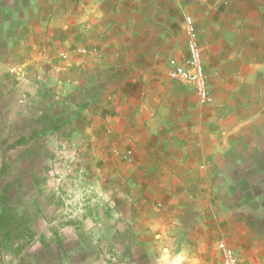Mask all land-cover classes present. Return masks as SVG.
<instances>
[{
  "label": "crops",
  "instance_id": "1",
  "mask_svg": "<svg viewBox=\"0 0 264 264\" xmlns=\"http://www.w3.org/2000/svg\"><path fill=\"white\" fill-rule=\"evenodd\" d=\"M188 16L208 105L169 78ZM1 120L89 153L116 247L264 264V0H0Z\"/></svg>",
  "mask_w": 264,
  "mask_h": 264
},
{
  "label": "rangeland",
  "instance_id": "2",
  "mask_svg": "<svg viewBox=\"0 0 264 264\" xmlns=\"http://www.w3.org/2000/svg\"><path fill=\"white\" fill-rule=\"evenodd\" d=\"M4 123L0 121V239L6 242L1 243L0 264H168L163 252L147 255L146 250L116 247L107 238L110 224L103 214L110 211L112 218L113 211L88 207L94 200L104 201L105 194L82 190L92 185L83 169L89 153L81 156L80 146L42 144L33 137L16 144L26 128L19 121ZM260 137L258 147L264 144L263 132ZM257 156L262 176L252 179L264 186V155ZM170 261L194 264L193 257L174 253ZM212 264L220 263L214 257Z\"/></svg>",
  "mask_w": 264,
  "mask_h": 264
},
{
  "label": "built area",
  "instance_id": "3",
  "mask_svg": "<svg viewBox=\"0 0 264 264\" xmlns=\"http://www.w3.org/2000/svg\"><path fill=\"white\" fill-rule=\"evenodd\" d=\"M184 36L186 38V48L188 58L185 66L179 65L171 60L169 78L178 83L190 85L196 92L202 105L212 103V98L207 89V77L204 72V65L201 50L198 43V35L194 21L188 16L184 20ZM81 53H84L81 51ZM65 58L64 54H61ZM218 249L221 253V264H238L237 257L232 249L223 242L218 243Z\"/></svg>",
  "mask_w": 264,
  "mask_h": 264
},
{
  "label": "trees",
  "instance_id": "4",
  "mask_svg": "<svg viewBox=\"0 0 264 264\" xmlns=\"http://www.w3.org/2000/svg\"><path fill=\"white\" fill-rule=\"evenodd\" d=\"M1 224H2V223L0 222V225H1ZM2 225H3V224H2ZM7 239H8V238H7ZM2 241H3V242H6L5 239H4V240H3V239H2V240L0 239V247H1V243H2Z\"/></svg>",
  "mask_w": 264,
  "mask_h": 264
}]
</instances>
